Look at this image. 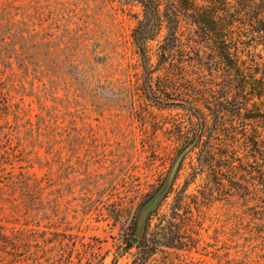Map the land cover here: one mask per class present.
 <instances>
[{
	"label": "rangeland",
	"instance_id": "374dc122",
	"mask_svg": "<svg viewBox=\"0 0 264 264\" xmlns=\"http://www.w3.org/2000/svg\"><path fill=\"white\" fill-rule=\"evenodd\" d=\"M156 1L163 22L147 52L158 69L151 74L157 102L146 97L131 39L142 18L135 0H0V23L21 22L10 52L39 59L35 74L16 64L6 71L16 87L8 120L17 122L22 164L36 179V209L0 214L9 229L36 231L34 264H264L261 191L251 199L240 184L233 194L230 174L215 175L225 130L217 135L216 118L196 96L205 87L215 89L210 101L224 95L220 53L233 42L244 65L264 66V32L256 29L264 0ZM174 24V48L165 54ZM165 70L176 82H166ZM189 106L207 127L132 243L141 209L197 133ZM222 113L230 124L228 103Z\"/></svg>",
	"mask_w": 264,
	"mask_h": 264
},
{
	"label": "trees",
	"instance_id": "16d2710c",
	"mask_svg": "<svg viewBox=\"0 0 264 264\" xmlns=\"http://www.w3.org/2000/svg\"><path fill=\"white\" fill-rule=\"evenodd\" d=\"M135 1L141 7L142 18L132 29L131 39L143 72L146 97L156 101L158 97L152 90L151 74L158 69L150 64L147 44L159 34L163 15L156 0ZM20 23H13L14 26L10 24L6 26L0 23V214L5 209L16 212L22 211L23 214H33L37 201L36 179L29 174L27 169L29 165L22 164L23 157L19 154L21 150L19 137L16 135L17 122L13 126L8 120L12 105L11 88L15 90L16 87L14 84L10 86L7 83L6 71L13 69L12 65L16 64L21 73H28L31 67L35 74L39 64V59L34 56L10 52L11 41L21 40ZM257 23V31L264 32V20H258ZM5 27L6 30L11 31L8 35L1 34ZM10 27H13L14 30L12 31ZM176 28V24L168 27L165 35L167 42L164 49L165 54H169L174 48ZM23 39L28 40L29 38L23 36ZM170 39L172 43L169 42ZM221 50L220 56L222 57L220 59L224 61V65L228 69V75L222 81V86H219L220 90L225 92L224 95L211 98L210 101L209 96L215 95V89L208 87H205L208 93L203 92L202 95H196L205 100L207 109L216 118L219 133L217 135H220V128L225 130L220 144V148L224 152L220 153L216 165L217 170L214 172L215 175L224 171L230 174L235 184L232 189L233 194L240 192L242 187L250 191V198L253 199L255 191H261L262 207L259 211L264 216V107L261 109V106L264 105V66L258 64L255 67L254 65H244V62L240 61L237 55V45L234 42L233 47L224 46ZM165 71L166 82L169 84L176 82V78L167 74L168 70ZM49 76L48 80H50ZM196 96L194 98H197ZM226 103L230 105V117L233 119L230 124L226 123L222 113ZM189 107L198 122L197 133L190 144L194 141L197 144L207 127V120L198 109ZM235 121H237L239 129L234 126ZM259 127L262 129L261 135L258 132ZM240 148H242V152H235L236 149ZM213 156L212 152L205 151L206 159L212 160ZM243 182L246 185H242ZM217 183L220 187L223 185L219 181ZM262 219L264 220V217ZM6 220L9 219H0V264H19L22 260H26L28 264H34V252L30 251V248L35 246L36 231L32 229L25 231L14 227L9 229L2 223L8 222ZM155 248L156 242L149 247V254L155 251ZM23 251H27L29 257H23Z\"/></svg>",
	"mask_w": 264,
	"mask_h": 264
},
{
	"label": "water",
	"instance_id": "95a60500",
	"mask_svg": "<svg viewBox=\"0 0 264 264\" xmlns=\"http://www.w3.org/2000/svg\"><path fill=\"white\" fill-rule=\"evenodd\" d=\"M194 144H195V141L182 151V153L179 155V157L175 161L174 165L172 166V169L170 170L169 175L166 178V180L164 181V183L162 184V186L159 188V190L154 195V197H152L149 200V202L145 206H143V208L141 209L140 214H139V218H138V222H137V226H136V231L134 233V236L131 237V239H130V241L132 243H136L138 241V239H140L142 232H143L144 223H145L146 218L148 217V215L153 210L156 209L159 202L162 200L164 195L169 190V188L172 184V181L174 179L175 173L177 171L180 160L182 159L183 155L188 151V149H190L194 146Z\"/></svg>",
	"mask_w": 264,
	"mask_h": 264
}]
</instances>
